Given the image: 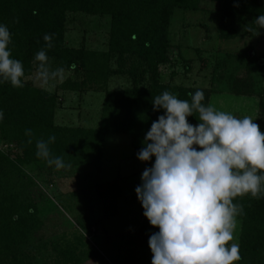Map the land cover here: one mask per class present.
I'll list each match as a JSON object with an SVG mask.
<instances>
[{
	"label": "trees",
	"instance_id": "obj_1",
	"mask_svg": "<svg viewBox=\"0 0 264 264\" xmlns=\"http://www.w3.org/2000/svg\"><path fill=\"white\" fill-rule=\"evenodd\" d=\"M207 5H216L223 23L237 21L252 25L255 18L264 14V0H0V23L8 26L12 55L22 61L25 69L22 88L0 84V109L5 114L0 122V141L13 145L20 154L11 159L0 150V264H30L24 249L33 248L29 239L39 226V218L27 193L18 191L22 185L17 181L24 180V187L34 185L22 167L46 163L36 156L37 140H47L54 134L56 140L50 145L53 156L62 157L67 165H96L108 135L128 136L134 151L143 147L151 123L163 114L153 110L152 100L164 91L190 101V93L202 90L204 102L209 103L211 90L163 83L159 72L162 65L173 63L168 29L174 11H204ZM68 14L106 17L109 21L106 50L67 47ZM222 32L224 39L238 34L234 28ZM45 34L52 35L53 46L47 49L51 67H63L72 75L62 80L59 90L78 95L87 91L104 93L100 128L55 124L60 104L57 94L25 80L37 71L34 57L46 48ZM222 61L227 65L225 80L229 92L236 96H257L259 108L264 111V88L258 85L256 77V73H261L264 82V57H257L253 47L247 46L236 54H228ZM72 64H76L75 69L70 67ZM117 75H124L130 85L110 91L107 84ZM194 115L188 120L195 125L199 123L198 113ZM28 129L32 130L31 144L25 135ZM154 159L145 162L144 170ZM233 202L243 206V213L237 216L241 255L237 262L264 264V196L244 195ZM143 211L142 208L135 240L140 247L150 249L149 237L159 229L150 225ZM61 252V264L72 261L73 253Z\"/></svg>",
	"mask_w": 264,
	"mask_h": 264
},
{
	"label": "rangeland",
	"instance_id": "obj_2",
	"mask_svg": "<svg viewBox=\"0 0 264 264\" xmlns=\"http://www.w3.org/2000/svg\"><path fill=\"white\" fill-rule=\"evenodd\" d=\"M216 9V5H207L204 11H174L168 29L173 63L160 67V79L186 88L211 90L209 103L237 118L251 117L264 132V111L259 108L258 97L230 93L225 80L227 65L222 64L225 56L247 46L253 47L257 57H264V30L259 29L257 34V26L248 22L223 23ZM231 28L237 31V36L224 39L222 31ZM108 30L106 17L68 14L65 44L70 48L103 51L107 48ZM36 72L25 80L57 94L60 104L55 124L85 129L101 127L103 92L78 95L62 91L59 90L62 80L43 85L36 79ZM256 74L258 85L264 88L261 73ZM70 76L65 72L64 79ZM107 85L112 91L127 87L130 82L124 75H117ZM0 150L11 159L20 155L13 145L3 141ZM137 152L130 147L128 136L108 135L96 165L66 164L61 170L46 163L22 167L34 185L24 187L25 181L18 180L17 184L22 185L18 191L27 193L39 218V226L29 239L33 248L24 249L30 264H61L62 250L73 253L68 264H151V250L140 247L135 240L142 217L135 188L141 183L145 166V162L138 160ZM25 198L26 195L22 200ZM239 234L237 217L235 238L229 243L239 245Z\"/></svg>",
	"mask_w": 264,
	"mask_h": 264
},
{
	"label": "clouds",
	"instance_id": "obj_3",
	"mask_svg": "<svg viewBox=\"0 0 264 264\" xmlns=\"http://www.w3.org/2000/svg\"><path fill=\"white\" fill-rule=\"evenodd\" d=\"M252 23L264 29V14ZM249 30H252L251 28ZM46 48L34 59L36 79L43 85L63 80L65 69H53L47 49L52 35L45 34ZM12 34L0 23V84L22 88L25 69L12 55ZM76 68V64L70 66ZM191 100L164 91L152 100L153 110L163 114L151 123L137 152L141 162H154L141 175L135 188L143 215L159 229L149 237L151 264H235L241 259L234 240L237 216L243 206L233 201L240 196H264V132L245 116L205 103V94L196 90ZM198 113V124L188 117ZM0 109V122L4 119ZM196 117V116H195ZM25 135L32 143V130ZM56 140L36 141V156L56 170L67 167L53 156L50 145Z\"/></svg>",
	"mask_w": 264,
	"mask_h": 264
}]
</instances>
